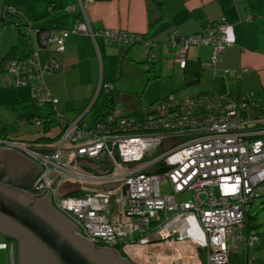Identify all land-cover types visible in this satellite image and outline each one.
<instances>
[{"label": "built area", "instance_id": "built-area-1", "mask_svg": "<svg viewBox=\"0 0 264 264\" xmlns=\"http://www.w3.org/2000/svg\"><path fill=\"white\" fill-rule=\"evenodd\" d=\"M92 1L77 0L81 16L71 29L33 28L29 21L19 28L28 44L37 35L46 62L41 63V47L13 56L4 64L0 85L28 87L36 106L52 107L61 128L52 141L26 144L0 137V150L14 149L35 161L38 174L26 192L48 191L49 202L77 226L76 233L98 246L124 254L149 244L189 242L205 254L204 261L174 256L171 264H231L230 252L243 247L244 261L238 264H248L258 235L247 229L246 208L264 196V102L246 94L190 96L178 91L142 106L138 115L114 108L89 125L82 116L64 118L44 84L43 71L60 68L52 52H63L70 34H99L118 48L138 43L147 54L153 46L148 38L125 30H94L84 12ZM8 9L0 0V19ZM167 44L177 48L175 61L181 69L190 46L211 47L201 65L214 69L231 43L226 23L217 21L199 33L172 31ZM111 89V83L100 82L97 93ZM42 122L35 117L37 126ZM162 168L166 171L159 173ZM162 183L170 186L169 192H163ZM182 194L189 198L179 200ZM2 249L14 264V242L1 241Z\"/></svg>", "mask_w": 264, "mask_h": 264}, {"label": "crops", "instance_id": "crops-1", "mask_svg": "<svg viewBox=\"0 0 264 264\" xmlns=\"http://www.w3.org/2000/svg\"><path fill=\"white\" fill-rule=\"evenodd\" d=\"M2 1L8 7H12V4L16 5L14 8L20 12L19 19L31 22L33 28L52 25L71 29L81 16L77 0ZM154 1L157 2L156 0H94L86 3L85 16L94 30H125L144 35L153 43L154 54L151 63L154 66L152 74L156 77L147 80L149 73L145 66L149 62L139 53V47H133L135 45L123 47L127 53L121 58L116 76L119 48L107 43L99 34L95 37L70 34L65 41L63 52H52L53 57L59 61L60 68L54 73L43 71L44 84L52 97L59 101V112L64 118L75 120L85 110L84 118L93 108L99 93L96 92L92 102L91 99L97 87L98 70L103 61L108 72L100 73L102 77L100 81L105 83L113 81V107L126 116L134 115L142 106L153 103L155 99L157 101L168 94L181 92L182 88L190 87L186 86L189 77L186 72H191L197 66L201 69L200 81L192 86L203 83L208 85L204 88L205 92H197L196 95L218 93L236 97L246 94L254 101H264V0H162L160 3L163 8V18L159 19ZM217 21L226 23L231 44L221 54L220 61L214 68L216 72L201 65L211 55L212 50L208 46H190L186 51L187 67L181 69L175 61L177 48H171L167 44L169 34L172 31H177L181 35L199 33ZM151 22H153L152 26H150ZM20 32L12 25L0 26V61L12 48L15 56L21 57L25 56L30 48L41 47L37 35H34L33 42L28 44L25 36ZM111 45L116 48H112ZM52 48L49 46L47 49ZM40 51V60L44 65L47 58L46 49L41 47ZM114 63L115 71L112 72ZM2 88L4 87L0 85V135H4L2 138L26 144L40 137L50 138L37 134L36 138L25 140L17 138L16 135L12 138L8 134L6 127L10 122L17 123L18 126L22 124L35 126V117L43 115L45 108H38L34 104L28 87ZM101 93L104 98L105 92ZM92 103L93 106L89 110ZM92 120L93 118L85 124H91ZM49 126L50 124L44 132ZM58 134L51 139L54 140ZM2 150L18 153L31 161L38 171L35 161L26 155L14 149ZM247 229L250 230V227L247 226ZM144 249L145 255L142 253L143 250L135 252L128 250L129 252L124 253V257L136 264H171L170 259L174 256L189 257L190 260L201 259L200 253L189 242L175 246L162 243L149 244ZM167 251L171 252L167 253ZM248 257L250 261L253 258L249 255V251Z\"/></svg>", "mask_w": 264, "mask_h": 264}, {"label": "water", "instance_id": "water-1", "mask_svg": "<svg viewBox=\"0 0 264 264\" xmlns=\"http://www.w3.org/2000/svg\"><path fill=\"white\" fill-rule=\"evenodd\" d=\"M78 163L95 170L90 163ZM37 174L28 159L0 150V234L17 242L19 264H135L76 233L77 226L51 205L48 191L27 193Z\"/></svg>", "mask_w": 264, "mask_h": 264}, {"label": "rangeland", "instance_id": "rangeland-1", "mask_svg": "<svg viewBox=\"0 0 264 264\" xmlns=\"http://www.w3.org/2000/svg\"><path fill=\"white\" fill-rule=\"evenodd\" d=\"M12 7H15L16 5H11ZM38 45V44H36ZM22 47H24V44H22ZM112 48H116L114 46L111 45ZM133 47H136L140 49L139 53L144 56V58L146 59L147 56H149L143 46L141 44H139L138 46L135 45ZM153 49V48H152ZM151 49V53L150 54H154V52ZM168 49V48H166ZM143 59V60H145ZM156 59V56L154 58V60ZM146 61V60H145ZM148 62H152L151 58L148 57L147 59ZM108 72V68L106 66V63L103 61V64L101 63V68L99 67L98 70V79H97V87L96 90L94 92V95L92 96L91 102L95 99L96 97V92L98 89V86L101 83H104V81H100L102 80L101 77V72ZM111 71H115V63L111 69ZM208 84H201V85H197V86H190V87H186V88H182L181 93L182 94H188L190 96H196L197 92H205L206 89H204ZM2 89H6V88H2ZM9 89V88H8ZM201 95V94H200ZM158 96V95H157ZM103 100V93H100L97 96V99L94 103L93 108L88 112V114L83 118L82 122L84 123H88L93 114L94 111L97 110L102 103ZM156 100V99H155ZM153 100V102L155 101ZM85 111V110H84ZM32 126V127H31ZM7 132L8 134H10L12 136V138H15L14 136L16 135L17 138H21V139H25V140H32L34 138L38 136H42L45 135L47 137H54L58 134L59 130H60V126L58 124V121L55 119L53 122H51L49 129L46 132H43V127L42 126H34L32 125H26V124H22L21 126H18L17 123H9L7 125ZM31 129V130H30ZM162 190L163 192H169L170 191V186L167 184L166 186L164 185V183H162ZM189 195L188 194H182L179 195L178 199L179 200H183V199H188ZM247 214H248V222L250 227V230L254 233H257L258 235V240L257 242L249 249V255L251 257L254 258L253 260V264H264V196L261 197H257L255 198L252 203H250L247 208ZM3 240V237L0 235V242ZM142 253L145 255V249H142ZM127 252H129L127 250ZM171 251H167V253H170ZM231 255V264H238L242 261H244V248L243 247H239L236 251H231L230 252ZM151 255H148V257H150ZM201 260H205V254L204 253H200ZM0 264H11L10 261V256H9V252L7 249H2L0 250Z\"/></svg>", "mask_w": 264, "mask_h": 264}, {"label": "trees", "instance_id": "trees-1", "mask_svg": "<svg viewBox=\"0 0 264 264\" xmlns=\"http://www.w3.org/2000/svg\"><path fill=\"white\" fill-rule=\"evenodd\" d=\"M3 2V1H2ZM154 3H155V6H156V9L158 10V12H159V15H158V19L159 18H163V12H162V10H163V8H162V5H161V3L160 2H155L154 1ZM3 5H4V7H6L7 5H5L4 3H3ZM17 9H15L14 7H9V9L6 11V16L4 17V18H2V19H0V26H5V25H12V26H14L15 28H17L18 29V31H21L20 33H22V30L21 29H19V28H21L22 26H24V25H26V23H27V21H23V20H20L19 19V17H20V13H19V11H17L16 13H15V11H16ZM157 19V18H156ZM213 24V23H212ZM153 25V22H151L150 23V26H152ZM194 34V33H193ZM142 36H144V35H142ZM136 44H138V43H136ZM136 44H128V45H126V46H124V47H130V46H133V45H136ZM118 48V47H117ZM151 49H152V47H151ZM151 49L149 50V53H148V55L149 56H147V58H146V60L148 59V57L149 58H151V60H152V58H153V55L152 54H150L151 53ZM15 51H14V49L12 48L11 50H10V52L0 61V73L2 72V68L4 67V64H5V62L9 59V58H11V57H13V56H15V53H14ZM118 52H119V59H118V66H117V73H116V76L118 75V70H119V63H120V61H121V58L127 53V50H125V48H119L118 49ZM150 64L152 65V63L151 62H149L145 67H146V71H147V73H149V77L147 78V80H151V79H153V78H155L156 76L154 75V74H152V71H153V68H154V66L152 65V66H150ZM187 67V64L185 65V67H184V69ZM188 75H189V77L187 78V82H186V86H192V85H196V84H198L199 83V81H200V75H201V69L200 68H198V66L197 67H194L193 68V70L190 72V71H187L186 72ZM105 83V82H104ZM107 83V82H106ZM109 83H111L112 84V89H113V81H109ZM110 90V91H108L107 93H104V98H103V102H102V105L100 106V108L99 109H97L95 112H94V114H93V120H92V123L93 122H96V120L98 121L99 119H101V118H103L104 116H106L107 114H109V113H111L112 111H113V109H114V107H113V104H112V91L113 90ZM101 92H103V91H101V90H99V94L101 93ZM98 94V95H99ZM262 102H264V101H262ZM93 106V103H92V105L89 107V110L91 109V107ZM38 108H45V113L43 114V115H39L38 117H40V118H42L43 119V122H42V124H41V126L43 127V132L46 130V128H47V126L49 125V124H51V122H53L54 120H55V112H54V110L52 109V107H49V106H43V107H38ZM58 111H59V104H58ZM84 113H86V111L84 112V111H82L80 114V116H82L83 117V114ZM134 115H138V112H136ZM133 116V115H132ZM2 136H4V135H0V137L2 138ZM51 141L52 139L51 138H45V137H40V138H38V139H36L34 142H37V141ZM248 212H246V214H245V216H246V224H247V226H249V227H251L250 225H249V222H248V220H247V218H248V214H247ZM5 239H7V240H11V238H5ZM3 241H5V240H3ZM12 241V240H11ZM117 251H119L118 249H117ZM119 253H120V255L121 256H124V254H123V252L122 251H119Z\"/></svg>", "mask_w": 264, "mask_h": 264}, {"label": "flooded vegetation", "instance_id": "flooded-vegetation-1", "mask_svg": "<svg viewBox=\"0 0 264 264\" xmlns=\"http://www.w3.org/2000/svg\"><path fill=\"white\" fill-rule=\"evenodd\" d=\"M4 137V136H3ZM30 187V186H29ZM32 195V194H31ZM1 235V234H0ZM2 237H3V240H5V241H11V240H7V239H5V238H7V237H5V236H3V235H1ZM2 240V241H3ZM13 242H14V244H15V249H14V254H15V257H14V264H19V262H18V257H17V254H18V249H17V242L16 241H14V240H12ZM253 260L254 259H252L250 262H248V264H253ZM136 264V263H135Z\"/></svg>", "mask_w": 264, "mask_h": 264}, {"label": "bare ground", "instance_id": "bare-ground-1", "mask_svg": "<svg viewBox=\"0 0 264 264\" xmlns=\"http://www.w3.org/2000/svg\"><path fill=\"white\" fill-rule=\"evenodd\" d=\"M137 63H138V62H137ZM139 63H140V62H139ZM184 248H185V247H184ZM184 250H185V249H184ZM184 250H183V251H184ZM181 251H182V250H181ZM191 252H192V251H191ZM131 253H132V252H131ZM183 253H184V252H183ZM184 258L187 259V261H190V260H189V257H188V258H187V257H184ZM157 260H158V259H157ZM162 260H163V259H162ZM165 262H166V261H165Z\"/></svg>", "mask_w": 264, "mask_h": 264}]
</instances>
